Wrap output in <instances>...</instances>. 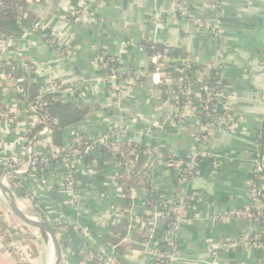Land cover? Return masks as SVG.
Listing matches in <instances>:
<instances>
[{
	"label": "built area",
	"instance_id": "1",
	"mask_svg": "<svg viewBox=\"0 0 264 264\" xmlns=\"http://www.w3.org/2000/svg\"><path fill=\"white\" fill-rule=\"evenodd\" d=\"M41 1L30 0L24 9L21 0H15V7L24 17V12H34L31 3ZM9 6L10 0H0V11ZM87 11L86 0L70 2L66 16L80 19ZM46 17L52 15L39 13L25 28V34L38 31L47 44L67 54V47L54 35H47ZM25 34L13 37L0 32V181L12 190L17 206L27 217L45 221L54 228L63 248L61 264H224L217 260L223 250L238 245L264 248L260 241L264 235L260 155L254 161L249 203L216 215L218 219L249 221L253 226L236 240L213 243L211 260L191 256L179 238L182 226L198 219L193 211L198 193L190 186L195 182L202 159L212 155L213 132L231 120L229 112L222 108L225 86L217 82L216 87H210L205 71L174 77L167 70L170 58L162 52L157 53L155 69L150 70L129 67L104 48L99 54L98 68L107 81L114 104L122 103L125 81L141 83L156 76L157 86L173 102L174 108L168 117L175 118L177 128L183 127L191 112L198 116L199 124L190 135L187 152L180 153L173 144L160 142L165 133L153 127L137 132L152 144L138 137L133 139L131 132L140 124L126 118L97 135L69 127L63 143L55 144L53 126L58 124V119L51 114L45 94L58 92L62 99L73 100L68 94L74 89V81L52 78L39 85L43 94L28 101L25 78L32 71L36 73L40 66L36 67L28 59L24 61ZM219 34L223 36L222 32ZM191 61L198 62L192 56L182 62ZM204 65L219 69L224 76L220 58ZM197 83L206 93L198 103L193 99ZM199 111L205 113L206 121L199 116ZM96 116L97 111L91 110L85 120ZM0 196L6 205L1 191ZM11 212L5 216L10 224L1 228L0 234L22 239L24 233V255L20 250L19 264H32L29 245L40 240L43 232L23 223ZM0 239V248H4ZM50 255L51 263L54 258L51 239Z\"/></svg>",
	"mask_w": 264,
	"mask_h": 264
},
{
	"label": "crops",
	"instance_id": "2",
	"mask_svg": "<svg viewBox=\"0 0 264 264\" xmlns=\"http://www.w3.org/2000/svg\"><path fill=\"white\" fill-rule=\"evenodd\" d=\"M82 1L31 3L36 17L41 12L52 15L44 18L46 33L54 35L69 52L64 54L50 46L40 32L34 31L24 35V54L40 66L35 73L39 85L60 77L74 81L69 97L97 111L95 119L78 126L93 135L124 118L132 119L140 124L131 132L133 139L148 142L149 138L137 132H146L149 127L161 129L164 139L184 154L199 124L198 116L191 112L183 127H176L175 118L168 117L173 102L157 86L156 76L141 83L125 81L122 104H114L98 68L101 49L108 48L129 66L142 69H147L151 60L139 46L143 39L179 47L202 64L219 58L223 61L227 83L222 108L231 120L213 132L212 155L202 159L190 186L198 193L193 207L198 219L183 225L179 232L180 242L191 256L211 260L213 243L236 240L253 226L249 221L218 219L216 215L249 203L254 161L262 148L264 0H221L219 5L217 0H86L87 15L67 17L68 4ZM201 94L195 86L194 102L201 100ZM262 163L264 167V159ZM260 183L264 184L263 177ZM217 260L224 264H264V248L238 245L223 250ZM0 264L16 262L0 248Z\"/></svg>",
	"mask_w": 264,
	"mask_h": 264
},
{
	"label": "trees",
	"instance_id": "3",
	"mask_svg": "<svg viewBox=\"0 0 264 264\" xmlns=\"http://www.w3.org/2000/svg\"><path fill=\"white\" fill-rule=\"evenodd\" d=\"M29 1L30 0H21L24 9L29 5ZM10 3L11 6L0 11V32L13 37H21L25 34V28L36 18V15L32 11H28V13L24 12L23 17L21 12L15 7V0H10ZM219 4L220 3L218 2V5ZM139 46H141L150 56L151 60L148 67L150 70L155 69V57L157 53L162 52L170 58L167 62V70L176 78L185 75H192L196 71H205V80L210 87H216L217 82H220L222 87L227 83L225 76H223L219 69L207 67L196 61H191L189 64H183L182 61L189 57L190 54L179 47L168 46L151 39L141 40ZM27 59L28 58L25 57L24 61ZM104 72L105 71H103V74ZM24 85L26 87V99L28 101H32L43 94V91L40 89V86L36 81V74L33 71L25 78ZM197 85L198 87L203 88L199 83H197ZM201 93V98L204 99L206 93L203 90H201ZM45 96L50 101L49 109L51 114L58 119V124L53 126V141L55 144L60 145L68 135L67 128H77L79 124L85 120L86 116L91 111V107L80 100L73 101L62 99L61 94L58 92L46 93ZM199 110L201 111V109ZM200 111L199 116L203 121H206L207 117L205 116V113H200ZM140 149L143 152L144 147L141 146ZM262 154L264 159V149L262 150ZM259 175L264 176V167L259 171ZM0 221V227L5 228L7 222H4L1 218ZM111 229L114 230V225ZM43 234L45 235L46 233L43 232ZM1 237L6 240V235L1 234ZM114 240H116V238ZM260 241L264 243V235L261 236Z\"/></svg>",
	"mask_w": 264,
	"mask_h": 264
},
{
	"label": "rangeland",
	"instance_id": "4",
	"mask_svg": "<svg viewBox=\"0 0 264 264\" xmlns=\"http://www.w3.org/2000/svg\"><path fill=\"white\" fill-rule=\"evenodd\" d=\"M150 138H152V137L150 136ZM159 141L160 142H166V140L164 138L163 139L160 138ZM150 144H152L151 140L148 141V145H150ZM256 155L257 154H254V157ZM259 158H260V156H259ZM261 177L264 178V176H261ZM7 212H11V211L8 207V204L3 205L2 198L0 196V218L4 222H6L5 216H6ZM10 217H13V216L10 215ZM8 224H10V222L9 223L7 222V225ZM11 224H14V223L11 222ZM0 229H1V227H0ZM0 238H1V234H0ZM2 245H5V247L4 248L1 247V249L4 250L9 256H11L12 259L16 262V264L17 263L19 264L20 257H21V251H22V254L24 255V233H23L22 239H20V238L16 239L15 237L9 236L6 234V240L4 238L2 239ZM27 249H28V247H27ZM29 251L32 255L31 256V260L33 261L32 264H52L54 261V258H53L52 262L50 263V257H51V255H50V238L47 234H45V235L42 234L41 239L38 241H35V240L32 241L31 244L29 245ZM27 264H29V263H27Z\"/></svg>",
	"mask_w": 264,
	"mask_h": 264
},
{
	"label": "water",
	"instance_id": "5",
	"mask_svg": "<svg viewBox=\"0 0 264 264\" xmlns=\"http://www.w3.org/2000/svg\"><path fill=\"white\" fill-rule=\"evenodd\" d=\"M263 144H264V136L262 139V148L260 151V159L262 161L263 159ZM0 191L3 195V197L6 199L9 209L12 211V213L20 219L22 222L26 223L27 225L39 228L43 232H45L51 239L54 247V261L52 264H61L62 262V255H63V248L60 243V240L57 236L56 231L54 228L45 221H34L27 217L23 211L19 209L16 203L15 195L13 194L12 190L8 188L2 181H0ZM264 193V189H262L261 194Z\"/></svg>",
	"mask_w": 264,
	"mask_h": 264
}]
</instances>
